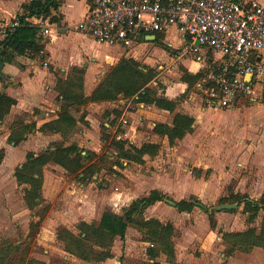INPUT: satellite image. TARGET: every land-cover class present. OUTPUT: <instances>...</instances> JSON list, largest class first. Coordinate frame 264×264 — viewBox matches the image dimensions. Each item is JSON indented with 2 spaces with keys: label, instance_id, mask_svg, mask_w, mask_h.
<instances>
[{
  "label": "rangeland",
  "instance_id": "374dc122",
  "mask_svg": "<svg viewBox=\"0 0 264 264\" xmlns=\"http://www.w3.org/2000/svg\"><path fill=\"white\" fill-rule=\"evenodd\" d=\"M81 9L82 6L77 5L74 14L78 15ZM167 40L174 44L179 42V38L174 32L167 35ZM90 41L95 49L91 51L94 53L98 51L99 56L104 59L106 51L115 47V45L101 43L93 38ZM154 47L151 45L145 58L141 60L155 71V78L151 81L150 86L158 94L166 93L171 86L179 89L181 87L179 82H184L183 75L189 72L188 67L194 52L182 56L180 54L183 51L182 46L177 48L176 52L167 51L168 53H162L159 48ZM99 56L98 58H100ZM148 56L152 58L147 59ZM118 62L114 60L113 63L105 65L103 69L101 68L97 72L93 77L96 85ZM84 67V91L87 95L85 85L88 68ZM74 68L72 67V77L77 79L80 73L74 72ZM89 84L90 82L87 83V85ZM186 85L188 92L185 96L178 95L176 97L179 98V105L175 111L165 110L161 112L155 109L153 104H147L151 107L147 118H144L145 122L143 120V123H140L137 128L135 127L136 132L134 131L132 135H123V139L137 146H141L145 142L159 143L161 147L158 154L154 156L145 154L147 155L146 159L145 155L121 159L122 165H118L115 163V147L110 140L102 142V147L98 153L92 151L95 153L93 155L94 161H97L101 156L105 157L99 175H94V179L100 180L99 183L94 181L96 187L105 191H113L118 188L119 191L123 192V200L120 204L105 205L102 207L101 213L106 208H112L122 213L131 205L130 200L148 194L152 185L157 184L167 190L168 198L163 200L161 204L152 205L149 209H145L144 215L146 218L155 217L164 222L171 221L176 228L174 241L178 246L180 245L181 249H184L185 245V242L182 241L183 228L193 222L196 224V230L193 229V232H188L187 237L192 239L190 249L195 256L200 257L205 249L213 253L210 250L213 248L216 254L219 250L225 252L226 258L220 259V264H264V247L257 246L251 251L236 250L231 254H226V245L223 246L222 244V242L225 244L223 238L222 240L218 239L219 236H222L220 230L243 231L252 226L260 227L264 210L260 212L254 222H250L248 214L243 212V205L233 208L237 209L236 211L216 209L217 205L223 204L219 201L220 198L230 196L235 192L246 193L255 201L264 199V105L255 99L262 88L259 86L252 98L243 99L234 108H209L206 105H201L195 84L189 86L186 83ZM88 104L89 102L81 105L80 110L73 108L72 111L79 117L84 110L86 116L90 113V110L87 109ZM103 110L104 112H102ZM103 110H96V113L102 116L100 136L105 132L104 128H109L104 123L110 107H105ZM177 111L192 113L196 118V123L192 133L171 145L168 136L153 132L151 124L154 120L157 123L158 121H165L172 124ZM120 117L112 122V128L115 131L123 132L127 127H124L120 122ZM132 121L133 117H130L129 125ZM81 122L86 123L87 120L84 119ZM112 128L111 133H113ZM66 141H72V136L67 137ZM82 149L85 153L88 148L84 145ZM68 176L79 186L81 181L75 173H68ZM11 191L9 194L15 201L14 203L18 205L17 202L20 203L23 191L21 188L18 194ZM191 196L200 198L214 213L217 219L216 228H212L209 214L203 207L196 206L192 211H181L169 202V200L181 198L188 199ZM60 200L54 204L50 203L40 227L33 228L35 236L32 239L28 236L31 228L30 223L38 220V215L32 211L26 217L24 213H21L18 219H9L6 215H0V241L6 239L18 243L27 253V259L36 258L45 264L85 263L77 256L68 253L64 249L63 242L57 238V233L63 228V224L55 223L43 227L49 216L57 214L65 207L64 202L61 203ZM226 203H231V201ZM71 216L62 218L71 225L66 227L77 231L76 225L80 221H75V215ZM99 220L100 218L89 222ZM42 231L45 234H42ZM148 246H153V243L145 241L142 232L131 225L128 228L126 239L123 240L118 237L113 249L120 251L122 257L120 264H146L149 261ZM210 259L209 256H205L200 261L210 264L212 263ZM159 260L161 264H173L176 263L177 258L175 262H170L167 260V256L162 254Z\"/></svg>",
  "mask_w": 264,
  "mask_h": 264
},
{
  "label": "trees",
  "instance_id": "16d2710c",
  "mask_svg": "<svg viewBox=\"0 0 264 264\" xmlns=\"http://www.w3.org/2000/svg\"><path fill=\"white\" fill-rule=\"evenodd\" d=\"M62 0H32L24 4V12L18 15L21 25L14 32L0 41L4 45L3 58L9 61L15 53L28 54L40 53L44 49L41 42L43 38L37 37L38 27L30 24L28 21L33 16H50L51 22L61 23L62 15L58 9ZM54 11H56L55 14ZM163 35L158 34L157 40L163 48L173 51L172 47L163 41ZM74 72L80 73L77 79L72 75L67 77H58L56 89L59 92L58 99L61 102V110L58 118L44 123L39 130L62 132L65 138L78 125V121L85 119L83 112L80 119H76L71 110L76 108L80 110L81 105L90 101L116 100L120 96L124 98H133L135 102H145L153 104L169 111H175L179 98H169L164 94H158L150 86L155 78L153 68L134 58H123L119 63L111 68L103 80L98 84L90 95L84 91V68L75 67ZM203 73L186 72L183 80L189 86L194 85ZM6 74L0 79L6 78ZM188 92V90H187ZM184 93L182 96H185ZM262 102L264 103V88L262 93ZM16 99L0 89V120H3L10 112ZM121 115V111H116V118ZM196 118L193 115L176 112L172 124L158 122L154 126V133L168 136L171 145H174L179 139L194 131ZM22 124V125H20ZM18 128L11 133L9 140L13 144H19L25 139V133L31 132L36 128V124H24L19 122ZM107 132L108 128H104ZM102 133L103 141H111L115 147V163L122 165L121 159H131L149 154L154 156L160 151V144L154 142H145L137 146L125 139H117L110 134ZM85 154L78 143L53 141L40 153L30 151L27 159L22 165L17 167L15 176L19 186L22 187L23 197L27 207L39 216L38 220L31 221L29 238H33V228H38L49 208L50 203L43 195L44 167L55 162L64 167L70 174L75 173L82 183H89L94 179V175L99 174L105 157L101 156L94 161L92 151ZM5 156V150L0 149V162ZM168 197L159 189H154L147 196L136 199L123 213L106 209L103 211L99 221L81 220L76 225L77 231L63 226L58 233L57 238L63 242L64 249L80 258L83 264H100L109 258L115 256L113 247L116 239L119 237L126 239L128 228L131 225L137 227L143 234V239L153 243V246L147 247L149 261L146 264H161L159 257L162 254L167 256V260L175 262L176 243L174 241L176 228L171 221L164 222L159 218H146L144 211L147 207L158 201L166 200ZM221 203L231 201L243 205V212L248 214V220L254 222L260 212L264 210V199L255 201L248 194L235 192L230 196H224L219 200ZM196 206L203 207L209 214L212 228L217 227V219L214 213L200 199L195 196L177 201V208L181 211H192ZM206 208V209H205ZM36 210V212H35ZM230 209L229 211H236ZM222 238L226 245V254H231L236 250L251 251L254 247H264V215L260 227H249L243 231H222ZM27 253L21 246L10 240L0 241V264H45L36 258L27 259ZM122 259V257H121Z\"/></svg>",
  "mask_w": 264,
  "mask_h": 264
},
{
  "label": "crops",
  "instance_id": "0c3cea01",
  "mask_svg": "<svg viewBox=\"0 0 264 264\" xmlns=\"http://www.w3.org/2000/svg\"><path fill=\"white\" fill-rule=\"evenodd\" d=\"M31 1L32 0H0V41L7 36L4 33L5 24L18 18V15L24 12L23 5ZM259 1L264 4L263 0ZM93 3L94 0H62L58 9V13L62 15L61 23L51 22V15L30 17V20L39 22L37 23V37L43 38L41 42L44 44V49L40 53L34 54L28 53L20 55L15 53L11 60L4 61L3 71L7 76L5 80L0 79V89L16 99V103L12 106L10 112L3 120H0V149L3 148L5 150V156L0 162V215H6L9 219H18L21 213H24L25 217L31 214V210L27 207L23 194H21L20 203L17 202L18 205L14 203L15 201L12 200L9 194L11 190L14 194H18L20 188L22 189L18 184L15 171L17 167L26 161L30 151L40 153L53 141L65 142V144H70L75 141L80 147L83 148L85 145L86 148H88L85 154H88L87 151L89 150L98 153L103 142L102 135L100 136L102 116L96 113V110H103L105 107H110L104 125L109 127L107 132L117 139H123V135H132L135 131L134 128H137L140 123H143L144 118L148 116L151 106H148L147 103L135 102L133 98L125 99L120 96L116 100L90 101L87 106L90 113L85 117L87 122L82 123L80 120L78 121L77 128H74L68 135V138L72 136V141L70 142L66 141L67 138H65L62 132L39 130L40 126L44 123L54 120L59 116L61 102L58 99L59 92L56 89L58 77L72 75V67L85 68L84 66H86L88 71L86 70L87 76L85 86L87 95H90L99 84L96 85L93 77H95L101 68L103 69L105 65L113 63L114 60L120 62L123 58H134L141 61L145 58L146 52L151 45L159 48L162 53H168V50L163 48L162 44L157 40L158 34L163 35V41L172 47L173 51L169 52H176L178 50L177 48L184 45L181 34L176 30H172L168 33H157L155 39H152L154 36L153 34L146 35L139 43L132 47L115 45V47H112V50L106 51L107 53L104 55V59L99 56L98 51L95 53L91 51L95 49L92 47L90 39L95 38L77 27V24L87 16ZM77 5H81L82 9L78 15H75L74 11ZM55 13L56 11H54L53 14ZM45 29H47V31H45ZM173 32L179 38L177 44L167 40V35ZM2 46L4 47V45ZM201 54L203 55L201 61L198 60L195 55H192V61L188 67L190 73H204L208 66L212 65V61L217 58L216 55H213L205 48L202 50ZM98 56L100 58H98ZM151 58L150 56L147 57V59ZM89 82L90 84L87 85ZM186 83L185 81L179 82V84H181L179 89L171 86L167 89L166 93L163 94L169 98H176L178 95H183L187 92L188 87H186ZM260 88L262 89H260V93L255 99L261 101L260 103L264 105L261 100L264 84L261 85ZM197 95L199 96L198 93ZM200 103L203 106L201 98ZM154 107L161 112L167 110L156 105H154ZM116 111H121V117H119L122 124L123 117H128V119L133 117V121L130 125L129 123L123 124L124 127H127L123 132H119L118 130L115 131V129L112 128V122L119 119V117L116 118ZM83 112L84 110L78 117L71 110V113L78 119H80ZM102 112H104V110ZM182 113L193 115L190 112ZM19 122L24 124L35 123L36 128L31 132L25 133L26 138L19 144H13L10 142L9 137L14 129L22 125H19ZM158 122L167 123L165 121ZM156 123L157 122L154 120L151 124V128L154 129ZM111 128L114 134L111 133ZM146 156L147 155H145V159ZM68 173V170L55 162H50L44 167V197L49 203L53 204L62 199L60 202H64L63 204L65 207L57 212V214L49 216L43 227H48L55 223L63 224V226L68 225L69 227L71 226L70 223H67L62 217H72L71 215H75V221L99 219L103 213H101L103 206L110 204L116 205L122 202L123 192L119 191L118 188L113 191L100 190L96 187V183L94 182L98 181L99 183L100 180L96 179H93L88 184L80 182L79 186H77L70 179ZM154 189L161 190L168 197L167 190L163 189L161 186L153 184L150 190L152 191ZM151 191L144 196L149 195ZM141 197H136L130 200L129 203L132 204L136 199ZM182 199L184 198L173 201L177 202ZM162 202L163 201H158L152 205H158ZM149 207L146 209H149ZM106 209L118 212V210L112 208ZM195 228L196 224L193 222H190L186 228H183L182 241L185 242L184 249H181L180 245L178 246V244H176L177 261L173 264H206L201 262L205 256L211 258L210 260L212 263L210 264H220L221 261L219 260L226 258L225 252L223 251L219 250L216 254L213 248H210L213 253L205 249L200 257L195 256L194 253L191 252L190 246L192 244V239L187 237V233L193 232V229L196 230ZM42 234H45V232L42 231ZM202 234H204V232H202ZM187 239L189 240L187 241ZM218 239L222 240V236H219ZM222 244L225 246L223 242ZM113 250L115 256L102 262V264L122 263L119 249Z\"/></svg>",
  "mask_w": 264,
  "mask_h": 264
},
{
  "label": "built area",
  "instance_id": "2783aa9c",
  "mask_svg": "<svg viewBox=\"0 0 264 264\" xmlns=\"http://www.w3.org/2000/svg\"><path fill=\"white\" fill-rule=\"evenodd\" d=\"M21 24L19 18L6 23L5 35ZM77 27L98 42L126 47L146 35L178 31L182 56L194 52L201 61L204 48L217 56L195 83L209 108H234L264 84V4L259 0H94ZM122 122L128 124V117Z\"/></svg>",
  "mask_w": 264,
  "mask_h": 264
},
{
  "label": "water",
  "instance_id": "95a60500",
  "mask_svg": "<svg viewBox=\"0 0 264 264\" xmlns=\"http://www.w3.org/2000/svg\"><path fill=\"white\" fill-rule=\"evenodd\" d=\"M152 39H155V35L152 37ZM3 53H4V47L0 44V78H2V76L4 75V58H3ZM169 202L171 204H173L174 206H177V202L173 201V200H169ZM238 206L237 203H223L220 205L216 206L217 210H226V209H233L236 208ZM206 209V208H205Z\"/></svg>",
  "mask_w": 264,
  "mask_h": 264
}]
</instances>
